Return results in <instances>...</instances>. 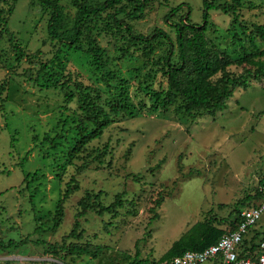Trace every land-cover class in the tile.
Returning <instances> with one entry per match:
<instances>
[{
  "label": "rangeland",
  "instance_id": "1",
  "mask_svg": "<svg viewBox=\"0 0 264 264\" xmlns=\"http://www.w3.org/2000/svg\"><path fill=\"white\" fill-rule=\"evenodd\" d=\"M57 1L66 27L73 21L75 0ZM201 1L149 0L144 16L130 24L145 36L161 29L174 41L171 24L178 23L182 15L189 13L193 23H201ZM241 2L240 20L264 24V0ZM179 5L182 8L171 22L165 20ZM0 12L21 50L16 52L0 23V242L4 243L0 264H130L136 251L139 260L158 264L195 224L215 216L224 221L218 227L227 231L236 216L234 210L260 204L256 194L264 184V80L250 82L245 90L237 88L226 108L214 115L203 112L192 119L175 114L173 108L153 110L147 94L138 87L150 68L144 66L141 50L131 48L122 56L124 40L99 28L95 39L102 60L127 81L132 106L133 114L121 110L113 114L105 101L103 72L93 65L86 41L80 51H70L50 40V13L37 0H0ZM232 22L231 16L211 10L206 35L236 59L243 51L239 45L231 46L228 30ZM158 45L157 57L167 49ZM245 47L249 49L248 44ZM227 72L234 77L243 71L232 65ZM68 79L80 83L82 89L72 82L62 87ZM151 88L167 90L160 73ZM67 93L73 94L71 101ZM83 93L113 122L68 163L76 128L85 117L79 109ZM66 120L67 134L62 140ZM71 178L76 190L64 200L63 218L52 230L56 203ZM87 194L103 207L121 196L122 205L102 215L88 212L76 218ZM246 197H250L247 202ZM76 219L79 237H66ZM263 230L264 215L248 237ZM25 239L19 247H6L8 241ZM35 241L46 245H34ZM73 245L101 251L90 257L61 249Z\"/></svg>",
  "mask_w": 264,
  "mask_h": 264
},
{
  "label": "trees",
  "instance_id": "2",
  "mask_svg": "<svg viewBox=\"0 0 264 264\" xmlns=\"http://www.w3.org/2000/svg\"><path fill=\"white\" fill-rule=\"evenodd\" d=\"M37 2L50 13L47 22V33L50 40L57 41L70 51H80L82 43L84 41L87 42L88 48L86 52L92 58L95 68L99 72H103L101 77L107 83L105 88L109 98L107 97L105 101L110 106V112L113 114H118L119 110L128 114L133 113L130 111L132 106L127 91V81L115 71L106 68V61L102 60V50H100L95 39L100 34L99 31L101 29L103 33H114L120 36L121 42L124 40L126 49L120 50L122 56L126 52L128 53L131 48L141 50L142 57L145 58L143 64L144 66L145 64L149 65L150 68L144 74L145 80L139 81L138 87L147 94L153 110L162 109L166 111L169 108H173L175 114H183L192 119L195 114L203 112L214 115L216 112L223 111L226 108V101L237 88L245 90L250 82H262L264 80V62H257V59H264V24L260 25L252 22L248 24L246 21L240 20L238 9L243 6L241 0H232L230 3L222 5H217L215 0H202L201 23H193L189 13L182 15L178 23L171 24L175 32L174 41L169 34L161 29H154L147 36L134 31L130 22L144 16L149 0H75L76 12L73 21L66 27L62 25L63 10L57 0H37ZM181 8V5L172 8L165 16V20H170L171 22ZM189 10V7H187V11ZM211 10H219L233 18L228 33L232 38L231 46L239 45L243 51L241 57L232 59L227 51H222L218 44L207 37L209 11ZM0 23L4 24L2 31L8 34V41L13 44L16 52L20 53L21 50L16 47L14 37L7 31L6 21L1 16ZM99 28L100 30H98ZM258 42L263 48H259ZM158 44H161V46L165 45L167 49L166 54H160L157 57ZM246 44L249 45L250 50L245 47ZM232 65L240 67L243 72L238 76H230L227 68ZM159 73L166 80L167 90L160 89L156 91L151 88L154 78ZM218 74L219 77H216ZM71 82L70 79L68 81L65 80L62 87H69ZM72 83L77 89H82L80 83ZM65 97L67 101H71L74 96L72 93H67ZM79 109L84 113L85 117L81 119L83 121L76 128L74 143L69 147L67 162H70L79 154L88 143L100 138L103 131L113 122V119L101 106L89 100L86 93L82 95ZM66 126L67 120L63 122L60 136L62 140L66 138ZM51 143L54 147L55 139H52ZM36 176V173H33L31 177L34 178ZM261 184L263 183L261 182ZM75 190V180L71 178L70 182L66 184L63 195L56 203L54 216L52 217V230H56L59 227L63 218L62 204ZM260 196L258 191L256 194L258 201L261 198ZM120 197L117 196L116 201L110 206L103 207L99 202L95 201L96 199L87 194L79 204V212L76 218L84 217L88 212H93L97 215L111 212L115 206L120 207L122 205ZM249 198L246 197L245 202ZM233 212H236V216L231 220L227 231L218 227L221 222H224L222 221L223 219H218L215 216L207 218L191 227L157 263L169 264L173 258L181 256L187 251H203L215 244L223 235L237 228L241 211L234 210ZM78 227L79 222L76 219L70 233L66 237H79L77 235ZM40 229L41 227L35 229V232L39 233ZM253 229L255 227L251 228L249 232ZM263 239L264 230L255 231L251 237L246 236L242 247L244 250L253 252L257 247V240L261 241ZM27 241V239L19 242L8 241L6 247H19ZM2 244L4 243L0 242V248L4 249ZM33 244L46 245L42 241H35ZM48 249L55 253L54 247H49L48 245ZM61 249L68 251L72 255L90 257H95L101 251L100 248L89 250L87 247L76 245L68 248L62 246ZM138 257L139 253L136 251L130 264H146L145 260H139Z\"/></svg>",
  "mask_w": 264,
  "mask_h": 264
},
{
  "label": "built area",
  "instance_id": "3",
  "mask_svg": "<svg viewBox=\"0 0 264 264\" xmlns=\"http://www.w3.org/2000/svg\"><path fill=\"white\" fill-rule=\"evenodd\" d=\"M259 192L260 204L241 211L240 221L234 231L223 235L203 251H187L173 258L169 264H264V239L257 240V247L253 252L242 247L249 230L255 227L264 215V185L260 187Z\"/></svg>",
  "mask_w": 264,
  "mask_h": 264
}]
</instances>
